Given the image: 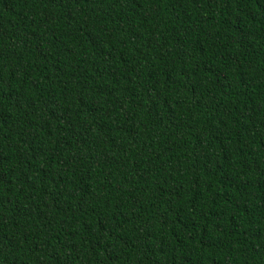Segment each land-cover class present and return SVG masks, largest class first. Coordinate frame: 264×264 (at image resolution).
Returning <instances> with one entry per match:
<instances>
[{"label":"trees","instance_id":"16d2710c","mask_svg":"<svg viewBox=\"0 0 264 264\" xmlns=\"http://www.w3.org/2000/svg\"><path fill=\"white\" fill-rule=\"evenodd\" d=\"M0 264H264V0H0Z\"/></svg>","mask_w":264,"mask_h":264}]
</instances>
